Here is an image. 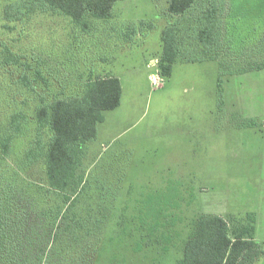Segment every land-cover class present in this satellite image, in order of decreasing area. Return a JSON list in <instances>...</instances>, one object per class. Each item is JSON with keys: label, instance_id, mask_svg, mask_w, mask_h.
I'll return each instance as SVG.
<instances>
[{"label": "rangeland", "instance_id": "374dc122", "mask_svg": "<svg viewBox=\"0 0 264 264\" xmlns=\"http://www.w3.org/2000/svg\"><path fill=\"white\" fill-rule=\"evenodd\" d=\"M168 2L119 1L111 19L87 17L85 30L58 11H41L35 0H0V133L12 115L25 119L8 158L14 165L33 145L35 112L43 102L80 94L96 76L121 83L119 107L104 113L82 159L84 173L98 176L102 198L113 204L99 238L84 241L76 258L92 255L87 244L99 243L96 264H175L202 214L229 221L254 213L255 241L264 250V69L240 70L264 61V0L217 2L230 25L217 61L193 52L190 27L207 0H197L183 16L171 15ZM7 4L29 10L21 21L6 23L1 10ZM172 23L184 56L162 77L163 33ZM6 49L21 63L5 67ZM30 66L48 88L42 83L33 91L18 82ZM173 186L177 191L169 192ZM90 192L80 195L78 209L101 218L99 199ZM28 193L41 204L39 191ZM173 193L172 203L164 204ZM154 201H160L159 223L147 219L141 226L137 221ZM255 264H264V254Z\"/></svg>", "mask_w": 264, "mask_h": 264}, {"label": "trees", "instance_id": "16d2710c", "mask_svg": "<svg viewBox=\"0 0 264 264\" xmlns=\"http://www.w3.org/2000/svg\"><path fill=\"white\" fill-rule=\"evenodd\" d=\"M119 1L122 0H35L41 11H58L85 30L89 28L87 17L101 21L111 19L113 7ZM218 1L225 4V0L203 3L194 18V26L190 27L192 39L197 42L193 47L197 58L217 61L225 30L228 33L230 29L228 19L224 21L225 7L218 8ZM196 2L169 0L167 10L171 15L183 16ZM24 8L28 9L18 4L5 5L1 21H21L26 16ZM4 28L9 29L7 24ZM184 48L178 26L172 23L163 33V51L158 65L162 77L170 76L172 66L184 56ZM6 52L5 67L21 63L9 49ZM33 69L30 66L23 71L18 82L37 91V87L46 84V79L39 70ZM250 69H264V61H251L240 70ZM121 95L118 78L96 76L87 80L80 94L49 102L44 100L35 112L33 145L15 165L8 158L25 119L21 113L10 117L7 128L0 133V264H96L92 257L99 243L87 244L86 250L90 247L95 250L85 258H76L73 253L84 241L89 243L99 238V230L108 222L105 212L113 201L102 198L104 190L97 182L98 176L88 177L84 173L82 159L86 145L97 137V126L104 122V113L119 107ZM177 189L178 186L169 187V192ZM37 191L41 194L40 205L34 200L35 196L28 193ZM89 191L99 199L96 205L102 210L101 218L92 209H78V198ZM173 195L163 198L164 204H171ZM160 201L151 203L153 210L137 223L142 226L147 219H153L151 225L158 224L162 213L156 206ZM255 223L254 213L229 221L216 214L198 216L183 243L182 256L175 264H255L264 254L263 247L255 241ZM95 236L97 239H93Z\"/></svg>", "mask_w": 264, "mask_h": 264}, {"label": "built area", "instance_id": "2783aa9c", "mask_svg": "<svg viewBox=\"0 0 264 264\" xmlns=\"http://www.w3.org/2000/svg\"><path fill=\"white\" fill-rule=\"evenodd\" d=\"M149 79L152 81V82H157V79L158 77L156 75H150Z\"/></svg>", "mask_w": 264, "mask_h": 264}]
</instances>
